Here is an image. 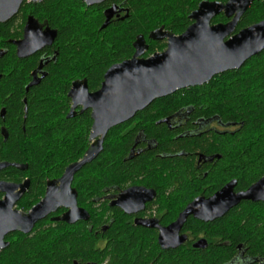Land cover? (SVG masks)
Segmentation results:
<instances>
[{"label": "trees", "instance_id": "1", "mask_svg": "<svg viewBox=\"0 0 264 264\" xmlns=\"http://www.w3.org/2000/svg\"><path fill=\"white\" fill-rule=\"evenodd\" d=\"M115 1L124 2L129 9L128 17L102 31L99 29L103 21V7L86 9L80 0H46L41 4L22 7L24 15L33 14L57 29L59 55L57 64L49 66L48 75L41 84L26 94L20 83L13 87L12 79L0 83L3 97L11 94L7 104L8 131L19 134V137L11 136L3 144L4 149L0 154L10 162L28 166L24 172L10 168L6 173L11 179L27 177L32 186L40 189L46 179L58 177L68 164L78 161L84 154L92 121L89 111L78 113L74 118L66 117L69 110L66 94L72 81L85 78L88 89L96 91L106 70L112 64L130 57V44L136 35L147 37L161 26L176 35L181 34L190 25L189 14L196 10L200 2L225 3L227 0ZM262 20L264 1L254 2L239 20L236 32ZM225 21L220 15L213 22ZM163 47L162 43L151 42L146 56ZM33 65L29 61L25 64L24 77L27 81ZM22 97L27 100L26 119L23 118ZM162 101L137 114L132 122L108 132L102 153L75 178L74 185L82 205L84 199L97 195L104 187L138 182L140 178L151 179L155 172L166 174L170 187L173 181L179 183L171 195L174 202L180 205L179 199H184L190 193V180L196 179L192 159L196 152L220 156V159L214 160V165L202 169L208 174L201 180L214 184L216 188L234 178L238 181L237 190H244L264 175V51L238 70L218 75L203 86L176 92ZM182 105H193L192 113L196 116H199L200 109L208 116L216 115L221 122H230L234 128L225 134H211L209 137L174 139L175 132L156 122ZM133 124V129L126 133ZM141 130L147 139L155 140V148L129 159V148ZM180 151L187 156L161 158V155ZM157 182L158 179H154V183ZM41 194L42 191L27 197H32L31 203H34ZM85 206L94 217L92 204L85 203ZM118 225L119 221L116 220L106 233L98 232L97 235H94L93 228L87 236L89 240L84 243L89 247L79 250L75 246V257H80L77 253L86 250L94 254V245L103 237L112 249L109 264H217L226 261L237 243L245 244L251 256L264 260V204L244 203L218 224L206 228L207 234L223 240L231 239L233 247L229 251L209 249L195 253L171 251L159 254L156 249L148 251L145 248L149 246L148 243H155L149 238V233L125 231ZM231 227L234 229L233 235H229ZM83 234L84 231L80 232L81 236ZM80 235L77 233L74 244L83 245V241L77 237ZM39 243H46L44 236L36 241L14 243L5 251L6 256L1 258L0 264H60L59 254L67 253L64 249L41 250ZM127 244L144 245V250H139L141 256L133 259L131 250L125 248Z\"/></svg>", "mask_w": 264, "mask_h": 264}, {"label": "flooded vegetation", "instance_id": "2", "mask_svg": "<svg viewBox=\"0 0 264 264\" xmlns=\"http://www.w3.org/2000/svg\"><path fill=\"white\" fill-rule=\"evenodd\" d=\"M44 1L46 0H43L40 3L39 2L33 3L29 1L24 2L21 5L16 15H14L11 19L5 22H0V83L5 79L8 80L12 79L13 87L16 86L17 82L20 83V86H22V90L24 91V94L28 93L30 89L35 88L41 84L43 79L46 78V76L48 75L49 66L52 64L53 65L57 64V59L59 55V47L57 46V37H58L57 29L52 28L46 21H42L38 19L33 14L26 13L24 15V13L22 12V7L41 4ZM82 3L84 4L86 9L92 7H103L102 24L105 21L104 12L107 9L111 8L112 6H116L117 7L116 14L110 20L108 26H110L114 22L123 21L128 17L129 9L126 8L124 2H116L115 0H106L100 4H96L93 6H87L84 2ZM29 18L33 20L36 31L39 30L40 32H44L48 29L51 31H55L56 36L49 46H44L41 49L36 50L29 56H23L22 53L20 52V49H21V43H23L26 40L27 25ZM215 18L211 21L212 25L219 23L226 24L229 21L226 19L225 22L214 23L213 21L215 20ZM189 21H190V25L187 28H189L193 24L192 20L189 19ZM160 28L175 36H179L187 30L186 28L184 32L176 35L166 30L162 26L157 29ZM157 29L153 31H156ZM99 31L102 30L99 29ZM235 33H236V28H235ZM149 34L147 35V37L141 36L144 38L145 45L147 46V51L143 54L142 56L143 58H147L155 53H161L165 51L168 45L167 39H163L160 41L150 40L148 38ZM138 37H140V35H136L134 40L130 44L132 48V54L130 55V57L122 60L121 62L125 60H129L133 57L134 53L136 52L134 44L137 41ZM151 42L162 43L164 47L162 48V50H155L154 52H152V54L146 56V53L149 50ZM28 61L30 63L33 62L34 65L30 69L29 72L30 78L27 81L24 77V74L26 67L25 64ZM121 62L114 63L111 66L115 64H119ZM18 78L19 80H17ZM83 79L86 80L85 78L74 80L71 82L69 86L68 92L66 94V97L69 100V110L66 116L68 119L74 118L78 113L82 114L87 111L90 112V118H91V110H85L81 112L82 109L81 106H78L74 110L75 115L73 117H68L73 105L72 99L68 97V94L71 90L73 82ZM32 82H34L35 84L29 86ZM100 87L97 90H99ZM186 90H190V88H187ZM88 91L90 93L96 92V91H90L89 89ZM10 97L11 94L9 93L5 95V97H3L2 94L0 93V122H1L0 152L2 151V149H4L2 148L3 144H6L11 136L19 137V134L17 132L10 133L8 131L9 129L7 124L9 118V112H8L9 105L7 104L9 103ZM162 99L163 98L153 101L145 109L137 112L133 118L118 126H115L114 128L132 122L136 118L137 114L147 111L155 103L161 102ZM21 103L24 106L23 113L25 116L23 118L26 119V113H27L26 97H22ZM191 108H193V105L178 106L177 108L173 109L171 113L158 120L156 124L157 125L163 124L166 126V128L169 131L175 132L176 136H174V139H182V138L193 139V138L209 137L211 136V134H225V132H229L231 131V129L234 128L231 127L230 122L223 123L216 117V115L208 116L207 113L203 112L204 110L202 109H200L199 116H196L195 114L192 113L193 109ZM134 126L135 124L129 126V128L126 130V133L131 131ZM90 130H91V126H90ZM90 130L87 138L88 146L86 150L92 143L91 141H89ZM22 131L25 132L24 127H22ZM106 136L102 143V151L104 149V142ZM133 140H134L133 145L129 148V153H128L129 159H134L136 157H139L140 155L146 153L147 151L154 149L156 145L154 139H147L143 130L137 132ZM86 150L84 151V154ZM102 151L100 152V154L102 153ZM175 156L186 157L187 154H184L182 153V151H180L177 154L161 155V158H172ZM81 158L79 160H81ZM192 159L194 161L196 179L190 180V185H191L190 193L187 194L184 199L182 198L179 199L180 200L179 203H181L180 205H177L176 202H174L175 199H172V195H171L178 188L179 183L177 181H173L172 186L170 187L168 180H166L165 178L166 174L155 172L154 175H151L152 177L151 179L146 178L145 180H143V178H140L138 182H127L125 184L118 186L111 185L109 187H104L100 190V192L97 195H94L91 198L89 197L84 199L87 205L92 204V208L94 209L93 210L94 217H92L93 214L91 210L87 206H85V203L82 205L81 202L79 201V192L75 187L74 182L76 176L81 172V170L86 165L91 164L94 161L93 160L91 163L86 164L78 172H76L71 182V189L75 190L76 192L77 208L85 210L86 213L88 214V218L86 220H77L72 223H67L65 221H62L61 218L68 211V209L60 207L55 212H49L43 218L36 221L32 226V228L30 229V231H28L27 233L21 231H12L5 234L3 236V242L6 243V246L4 248H0V260L2 257H4L5 251L8 250L9 247L14 243L20 241H36L38 240V238H41V236H44L46 243H39V248L41 250L53 249V250L61 251L64 249L65 251H67L66 254L65 253L59 254V256L61 257L60 264H109L112 255L111 254L112 249L110 248V245L106 242V240L103 239V237L99 238L97 243L94 245L95 253L92 255L86 250L84 252L82 251L77 253V256L79 255L80 257H75L76 253L73 249L75 248V246L79 250L82 248L84 249L88 248L89 245L84 243L89 240L87 236L91 233L92 229L95 228L94 235H97L98 232H100L101 234L106 233L111 227H113L114 222H116V220L119 221L118 226L125 231L131 232L136 230V231H143L149 233L150 235L149 238L154 240L155 243L152 244L148 243L149 246H146L145 248H147L148 251L149 250L152 251L156 249L158 250L159 254L163 252L168 253L171 251L172 252L183 251L182 253L185 254V253L207 251L209 249H212L214 251H217L219 249H222V251L231 250L233 247V241L231 239L223 240L221 237L207 234L205 231L206 228H208L211 225L218 224V222L228 217L235 209H238L244 203L258 205V204H264V201H257V202H253L249 200L241 201L239 204L229 209L222 217L216 218L212 221H203L194 217L193 214H190L186 218L184 224L182 225L178 233V237H184L183 242L179 246H177L174 249L171 248L163 249L159 244L158 237L160 235L161 230L164 228H168L172 223H174L178 219L179 215L186 209V207L195 200L210 199L213 195L218 193L225 185H227L231 181L236 182L235 187L233 188V192L235 194L245 192L258 180L264 177V175L261 176L258 180H256L254 183L249 185L244 190H237L238 181L234 178L230 179L229 181L221 185L219 188H216L214 184H211L208 181L206 182L202 181L201 177H205L208 174V171L204 172L202 171V169L208 168L209 165H214L213 164L214 160L220 159V156L218 154H214V155L212 154L210 156H206L202 153L196 152L194 153V158ZM3 163L26 166V169L19 170L17 168L8 166L0 170V184H3L0 185V202H3L5 200L11 201L16 199L12 209L14 211L27 213L45 197L47 191V183L51 181H58L64 174L66 167L74 162L68 164L58 177L52 179H46L44 181V184L39 187L40 189H37L34 186H32L31 180L27 177L18 176L17 179L16 178L11 179L10 175L6 173L10 168H14L18 171L24 172L28 168L27 164L10 162L0 154V164ZM154 179H158V182L154 183ZM10 184L17 186V188L12 189L10 187ZM22 186H24V188H21ZM56 186L60 187V183H57ZM41 191L42 194L38 196L37 200L34 203H31L33 198L27 197V195H32V194L34 195L36 193L40 194ZM126 192H130V194L126 195ZM193 226L198 229L196 228L192 229ZM233 230L234 229L232 227L231 229H229V235H233L234 233ZM83 231L84 234L83 236H81L80 232ZM77 233L81 236V237L80 236L77 237L79 238V240L83 241V245H81V243L74 244L76 238L75 236L77 235ZM65 240L67 242L62 243ZM202 242H204L205 246L197 247V245ZM143 246L144 245L139 246V245L127 244L125 245V248L131 250L130 252L132 258L135 259L141 256L139 250L140 251L144 250ZM217 264H264V260L257 256H251L250 254H248V249L245 246V244L237 243L236 245H234L233 251H230V254L228 255L226 261Z\"/></svg>", "mask_w": 264, "mask_h": 264}, {"label": "water", "instance_id": "3", "mask_svg": "<svg viewBox=\"0 0 264 264\" xmlns=\"http://www.w3.org/2000/svg\"><path fill=\"white\" fill-rule=\"evenodd\" d=\"M27 1L40 3L43 0H0V22L11 19ZM81 1L93 6L106 0ZM259 1L264 0L202 1L188 16L193 24L181 35L175 36L162 28L149 34L150 40L167 39L165 51L143 58L147 46L140 36L134 44L136 52L133 57L111 66L105 72L99 90L90 93L84 79L73 82L68 94L73 105L68 117L75 115L74 110L78 106L82 107L81 112L91 110L89 141L92 143L81 160L66 167L58 181L47 183L45 197L29 212L14 211L12 207L16 199L0 202V248L6 246L3 242L5 234L12 231L27 233L36 221L60 207L68 209L61 218L67 223L88 218L85 210L77 208L76 192L71 189V182L76 172L100 154L103 140L110 129L130 120L157 99L182 89L207 84L216 75L238 70L248 60L261 54L264 51V20L235 33L241 17L254 2ZM116 10L117 7L112 6L104 12L105 21L101 30L109 25ZM221 14L229 21L212 25L211 21ZM55 36L56 32L48 29L36 31L33 20L29 18L26 40L21 43L20 52L23 56H29L49 46ZM34 84L32 82L29 86ZM8 166L26 169V166L3 163L0 170ZM57 183H60V187L56 186ZM235 184V181H231L210 199H197L189 204L174 223L161 230L158 237L160 246L174 249L183 242L184 237H178V233L190 214L203 221H212L241 201H264V177L245 192L237 194L233 192ZM10 187L17 188L13 184ZM204 246V242L197 245Z\"/></svg>", "mask_w": 264, "mask_h": 264}]
</instances>
